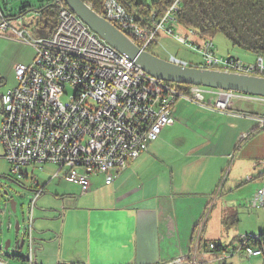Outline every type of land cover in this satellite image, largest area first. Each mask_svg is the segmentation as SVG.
<instances>
[{
  "label": "built area",
  "instance_id": "1",
  "mask_svg": "<svg viewBox=\"0 0 264 264\" xmlns=\"http://www.w3.org/2000/svg\"><path fill=\"white\" fill-rule=\"evenodd\" d=\"M61 2L51 0L58 7L56 21L45 35H34L23 25L10 26L0 11V35L24 41L35 52L29 64L14 66L16 84L0 97L1 157L18 178L25 175L22 169L27 165L50 163L57 167L54 176L61 175L86 193L90 176L103 175L104 184H110L157 139L162 128L173 123L172 109L179 99L224 110L233 99L248 97L201 85L183 89L149 75L139 65L130 69L132 59L107 44ZM178 3L174 0L152 26L136 22L117 0H103L99 11L129 30L138 47L148 50L161 33L172 35L170 24L175 23L173 12ZM153 16L151 10L149 17ZM203 45L192 47L203 57L201 67L264 74L261 56L254 65H245L233 57L216 55L210 40ZM169 59L180 62L173 56ZM251 117L256 127L264 130V114ZM41 192L42 188L34 191L12 254L0 256V264H9L8 259L38 264L34 259L33 211ZM248 204L264 208V185ZM250 239L258 238L240 236L237 250L248 257L263 255L260 245L251 244ZM20 240L22 248H27L22 257L16 255L22 250ZM216 245L209 242L207 248L211 251ZM8 248L1 246L0 251ZM235 252V247L224 246L219 259Z\"/></svg>",
  "mask_w": 264,
  "mask_h": 264
},
{
  "label": "crops",
  "instance_id": "2",
  "mask_svg": "<svg viewBox=\"0 0 264 264\" xmlns=\"http://www.w3.org/2000/svg\"><path fill=\"white\" fill-rule=\"evenodd\" d=\"M42 2L46 5L51 0ZM39 7L25 6L18 15H7L10 26L23 25L29 31L37 29V35L48 34L54 22L50 23ZM178 29L179 40L185 43L191 32ZM166 36L161 33L156 44ZM198 38L202 36L191 34V39ZM24 60L31 59L27 56ZM7 62L0 63V97L16 83L11 79L16 63ZM262 114L264 98L253 95L233 99L224 110L179 99L172 109L173 123L162 128L157 139L110 184H104L103 175H92L86 193L73 183L79 195L73 186L62 184L63 226L53 240H46L56 244V251L40 254V259L49 264H219L221 252L199 251L196 244L202 236L207 244L211 241L234 248L215 237L225 226V210L240 209L241 202H249L264 185V130L258 129L251 117ZM56 171L51 177H62L54 176ZM23 173L22 178H27L28 173ZM30 179L35 185L33 193L42 188L39 199L45 184ZM97 191L103 197L99 198ZM71 196L75 198H66ZM260 209L264 218V208ZM216 227L218 231L207 237L206 232ZM200 229L203 231L198 234ZM233 254L223 261L235 264L230 260ZM34 259L40 264L35 252Z\"/></svg>",
  "mask_w": 264,
  "mask_h": 264
},
{
  "label": "rangeland",
  "instance_id": "3",
  "mask_svg": "<svg viewBox=\"0 0 264 264\" xmlns=\"http://www.w3.org/2000/svg\"><path fill=\"white\" fill-rule=\"evenodd\" d=\"M139 1L148 3L151 0ZM42 4V0H0V11L5 16L18 15L20 8H24L25 6L39 7ZM51 21L52 20L49 22L51 23ZM171 27L173 31L172 35L166 36L164 39L161 38L158 44L149 48L150 52L167 60L170 56H174L176 59L184 61L186 64L188 63L187 65L201 67L203 64V57L195 48L192 47L194 45L197 48H204V45L202 44L203 40H211L215 49L214 52L218 56L224 58L233 57L245 65H254L258 59V56L255 53L233 46L221 33H217L213 37L203 35L202 38H198V40L195 41L191 39V34L197 33V31L193 28H186L178 23H171ZM178 28L184 29L185 31L188 29L191 32V34H188L186 37L185 43H182L179 40L181 34ZM30 31H32V28H30ZM37 32V29L32 31L34 35H37ZM4 41L11 45L6 44ZM34 54L35 52L33 47L24 41L0 35V63L1 61H10L14 62V64L25 63V65H27L30 61H32ZM27 56L30 57V61L24 60ZM262 58L264 60V57ZM11 79L13 83L16 82L14 67ZM240 95L247 96L248 94L241 93ZM248 96L251 97V95ZM255 97L259 98V96ZM56 169L57 167L50 163L34 167L26 166L22 170L28 173V177L18 178L16 173L11 170L8 162L3 157H0V248L3 246L4 249V242L6 240H10L8 250H3V252L0 251V256L3 257V255L12 254V247L17 238V234L14 231V222L19 220L20 225H22L27 219L28 208L30 206V200L33 193L31 190L35 188L34 183H32L30 179V177H33L40 185L45 184L44 193L37 200L33 211L34 237L38 238L39 235L42 237V240H36L35 258L38 259L40 264H49L44 262L42 258L40 259V254H48L49 252L55 253L56 251V244L52 242H48L47 244V241L49 238L53 240L56 237V232H58L59 228L63 226L61 223V212L63 207L61 198L65 196L60 194L59 189L62 187V184L65 183L69 187L73 186V192H76V195H79V188H77V185L75 186L73 183L65 181L62 177H51ZM96 195L99 196V198L103 197L101 191H97ZM74 196L66 198L74 199ZM11 198L16 202L15 212L10 210L8 202ZM215 207L216 209L219 208V204L217 202H215ZM228 216L237 217V224L234 225L231 223L232 218L229 226L220 227L222 233L216 236L215 239L220 241L223 245H229L236 248V252L230 259L231 262L235 264H261L263 256H251L248 258L245 256L244 251L239 252L237 249L240 244V236L251 233V235H257L258 231L264 230L262 209L251 208L248 201L241 202L240 209L236 207L225 210L223 219ZM9 224H11V227L8 228ZM39 225H42L43 228H38ZM200 231L197 233L199 234ZM217 231L218 229L216 227L214 230L206 232V236L210 237L211 234ZM18 235H20V233H18ZM26 253L27 248L25 245L23 246L21 252L16 255L22 257ZM8 262L9 264H21L18 259H8Z\"/></svg>",
  "mask_w": 264,
  "mask_h": 264
},
{
  "label": "trees",
  "instance_id": "4",
  "mask_svg": "<svg viewBox=\"0 0 264 264\" xmlns=\"http://www.w3.org/2000/svg\"><path fill=\"white\" fill-rule=\"evenodd\" d=\"M83 1L96 12H100L103 0ZM117 1L129 14L135 17L136 22L143 26H152L163 16L174 0H151L148 3L139 0ZM61 3L66 6L65 3ZM57 8V5L47 3L40 6L38 10L46 19H51L54 22L56 21ZM151 10L154 11L152 19L149 17ZM173 17L174 22L186 28H193L200 36L213 37L215 34L221 33L233 46L253 52L258 57H264V0H179ZM155 44H151L149 48ZM178 85L183 89L188 86L187 84ZM230 222L233 224L237 222V217L228 216L223 220L225 226H229ZM252 238H258L250 239L249 242L260 245L263 252L262 264H264V231L259 236L253 235ZM216 244L211 251L221 252L224 246L217 242ZM196 248L199 251L207 248V240L200 236ZM219 264L229 263L221 261Z\"/></svg>",
  "mask_w": 264,
  "mask_h": 264
},
{
  "label": "water",
  "instance_id": "5",
  "mask_svg": "<svg viewBox=\"0 0 264 264\" xmlns=\"http://www.w3.org/2000/svg\"><path fill=\"white\" fill-rule=\"evenodd\" d=\"M61 1L107 44L118 52L126 54L149 75L177 84L201 85L264 98V76L226 69L190 66L181 61L177 63L161 58L138 47L134 41L83 0ZM8 203L10 210L15 212L14 199L11 198ZM19 224V220L14 222L16 234L19 231ZM9 242V240L4 242V249L8 247ZM18 243L20 250L22 240Z\"/></svg>",
  "mask_w": 264,
  "mask_h": 264
},
{
  "label": "bare ground",
  "instance_id": "6",
  "mask_svg": "<svg viewBox=\"0 0 264 264\" xmlns=\"http://www.w3.org/2000/svg\"><path fill=\"white\" fill-rule=\"evenodd\" d=\"M99 14L101 15V16H103L104 18H106V15H103V12L102 11H100L99 12ZM109 22H111L112 24H114L119 30H121L126 36H128L132 41H133V39L131 38V33L129 32V30H125V29H123V27L122 26H120L118 23H116V22H114V20H113V18H106ZM55 22V21H54ZM38 24V23H37ZM36 24V25H37ZM45 30V29H44ZM51 30V29H50ZM138 46V45H137ZM130 69H137V64H135L134 62H130ZM251 74H257V75H260V76H264V74H261V73H251ZM236 91H231L230 90V93H235ZM244 94V93H243ZM223 182V181H222ZM208 217V216H207ZM208 219V218H207ZM207 221V220H206ZM202 225H204V224H202ZM196 228V227H195ZM200 231V230H199ZM203 231V230H202ZM201 231V232H202ZM203 234V233H202ZM256 236H258V235H256ZM202 237V236H201ZM194 239V238H193ZM211 242V241H210ZM209 243V242H208ZM238 243V242H237ZM220 244V243H219ZM199 246H200V244H199ZM198 246V247H199ZM206 249V248H205ZM203 251H204V249H203ZM218 254V253H217ZM211 255V254H210ZM198 256V255H197Z\"/></svg>",
  "mask_w": 264,
  "mask_h": 264
},
{
  "label": "flooded vegetation",
  "instance_id": "7",
  "mask_svg": "<svg viewBox=\"0 0 264 264\" xmlns=\"http://www.w3.org/2000/svg\"><path fill=\"white\" fill-rule=\"evenodd\" d=\"M9 226H10V224H9ZM10 227H11V226H10ZM19 230H20V224H19ZM9 241H10V240H9ZM9 246H10V242H9V245H8V247H9ZM8 247H7V248H8ZM7 248H6V249H7Z\"/></svg>",
  "mask_w": 264,
  "mask_h": 264
}]
</instances>
